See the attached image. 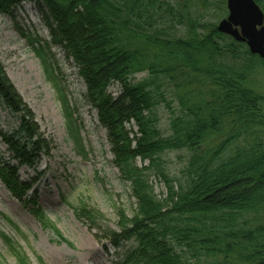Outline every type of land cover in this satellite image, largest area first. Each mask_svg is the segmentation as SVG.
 <instances>
[{
	"label": "trees",
	"instance_id": "trees-1",
	"mask_svg": "<svg viewBox=\"0 0 264 264\" xmlns=\"http://www.w3.org/2000/svg\"><path fill=\"white\" fill-rule=\"evenodd\" d=\"M20 1L0 0V14ZM30 1L50 38L30 46L44 54L60 48L77 66L86 89L81 97L96 110L113 163L131 186L132 218L120 213V230H100L116 250L134 243L119 264H264V95L248 85L264 59L217 31L218 20L227 15L226 0ZM254 2L264 14V0ZM197 3L200 17L192 12ZM167 15L182 26V36L172 35ZM2 68L0 106L20 123L0 137L17 163L34 169L49 155L50 143ZM142 72L147 76L133 82L131 77ZM49 79L69 140L83 150L64 79ZM112 83L119 86L116 97L108 91ZM161 105L170 114L166 135L156 125ZM176 152L188 155L183 180L182 174L170 177L163 160ZM137 160L148 166L138 168ZM4 169V184L24 201L28 187L21 184L19 191L12 169ZM151 173L163 180L162 199L154 195ZM0 236L17 264H28L16 244Z\"/></svg>",
	"mask_w": 264,
	"mask_h": 264
},
{
	"label": "rangeland",
	"instance_id": "rangeland-1",
	"mask_svg": "<svg viewBox=\"0 0 264 264\" xmlns=\"http://www.w3.org/2000/svg\"><path fill=\"white\" fill-rule=\"evenodd\" d=\"M33 4L22 0L12 5L7 14H0V64L51 149L33 169L17 163L0 137L2 175H6L4 168L8 166L14 173L10 177L17 182L16 188L21 184H24L21 188L28 187L23 190L24 201H19L0 175V235L16 244L28 264H119L127 257L126 252L134 249V243H123L116 250L102 238L100 230H120V213L127 220L132 218L136 206L131 186L123 181L113 163L107 133L98 122L96 110L81 97L86 89L77 66L60 48H47L44 54L35 53L30 46V41L33 43L35 39L41 42L50 39L49 28ZM197 8L198 3L192 12L200 17L198 13L202 10ZM166 17L172 35L182 36V26L175 25L171 15ZM53 75L64 79L62 85L76 111L74 119L80 127L83 150L69 140L66 121L49 79ZM146 76L142 72L131 79L140 82ZM248 78V85L264 95V67H258ZM116 84H109L108 88L113 97L119 94ZM166 97L173 101V109H177L176 101L168 94ZM168 113L162 105L155 110L156 125L163 135L169 130ZM18 120V116L0 106V132H13L20 123ZM131 128L137 132L133 124ZM163 160L170 177L180 179L188 155L168 153ZM148 163L137 160L138 168ZM151 174L154 195L162 199L166 193L163 180ZM81 209L91 213L90 220L80 213ZM133 262L129 260L126 264H136ZM0 264H17L1 238ZM189 264L217 262L201 260Z\"/></svg>",
	"mask_w": 264,
	"mask_h": 264
},
{
	"label": "water",
	"instance_id": "water-1",
	"mask_svg": "<svg viewBox=\"0 0 264 264\" xmlns=\"http://www.w3.org/2000/svg\"><path fill=\"white\" fill-rule=\"evenodd\" d=\"M227 16L217 31L244 43L250 54L264 59V15L254 0H226Z\"/></svg>",
	"mask_w": 264,
	"mask_h": 264
}]
</instances>
